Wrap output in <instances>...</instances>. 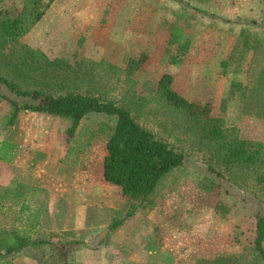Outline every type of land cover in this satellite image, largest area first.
<instances>
[{
    "label": "rangeland",
    "instance_id": "obj_1",
    "mask_svg": "<svg viewBox=\"0 0 264 264\" xmlns=\"http://www.w3.org/2000/svg\"><path fill=\"white\" fill-rule=\"evenodd\" d=\"M27 1L6 0L0 3V10L17 16ZM191 7L205 13L195 14ZM173 26L184 29L182 41H191L186 55L169 43ZM247 39L252 44L257 39L264 42V0H56L23 42L41 49L50 59L65 58L72 63L105 60L122 68L129 58L146 54L147 62L135 75L137 89L143 96L152 98L160 77L166 72L174 73L172 87L178 94L190 102L209 103L214 117H222L227 125L238 127L243 137L264 142V45L245 50ZM176 54L184 59L173 65L171 57ZM224 61H228L227 66ZM235 82L242 84L239 90L232 86ZM0 88L20 103L34 102L16 97L6 87ZM10 110V104L0 100V118L9 116ZM248 118L260 126L247 124ZM116 121L115 116L104 114H93L85 121L83 127L93 130L100 129L102 124L109 127L107 133L98 134L79 167L67 166L66 193L70 194L73 183L76 184V168L83 176L78 178V184L85 193L86 227L74 235H67V231L55 233L54 239L83 240L84 248L100 252L103 264H115L117 260L116 255L108 257L112 238L107 244L103 237L100 244L97 239L86 241L101 236L112 220L125 211L121 189L103 176L106 145ZM67 127L68 123L59 117L22 112L7 137L11 134L24 154L23 161L30 162L26 169L5 167V175L27 172L32 177V160L37 163L48 156L54 161L48 168H53L67 150ZM195 151L188 154L176 179L166 182L157 206L138 221L151 226L133 230L137 233L134 242L124 246L126 251L137 249L140 264H198L219 256L244 260L253 257L256 218L264 217V194L256 198L229 181L215 178L219 186L214 192L203 191L199 180L210 174ZM60 164L63 176L67 168ZM220 203L230 208L226 216L216 209ZM57 204L49 199L50 211ZM66 211L72 214L70 206ZM46 222L53 226V221ZM168 256L173 258L171 263L166 260ZM11 260L12 264H32L22 254ZM69 261L89 264L76 254Z\"/></svg>",
    "mask_w": 264,
    "mask_h": 264
},
{
    "label": "trees",
    "instance_id": "obj_2",
    "mask_svg": "<svg viewBox=\"0 0 264 264\" xmlns=\"http://www.w3.org/2000/svg\"><path fill=\"white\" fill-rule=\"evenodd\" d=\"M55 2L29 0L17 16L0 10V86L18 98L34 101L20 103L0 88V100L11 106L9 116L0 118L1 162L10 163L16 156L18 146L4 138L22 112L55 116L68 123L67 150L60 162L72 167H79L98 134L109 130L107 124L98 130L85 128V121L93 114L115 116L117 121L106 145L103 176L121 189L125 211L97 237V244L102 237L107 244L128 220H139L153 210L166 182L176 179L193 150L202 157L210 174L199 180L203 191L213 193L219 186L215 179H219L256 198L264 194V142L246 139L238 127L214 117L209 103L190 102L178 94L172 87L174 73L166 72L160 77L152 98L143 96L137 89L135 75L147 62L146 54L129 58L122 68L105 60L72 63L65 58L50 59L41 49L24 43L23 39ZM190 9L195 14L205 13L196 7ZM183 37L184 29L173 26L169 43L186 55L191 41H182ZM262 44L261 39L254 44L247 39L245 50L260 48ZM183 59L176 54L171 63L176 65ZM223 63L228 65V61ZM232 86L239 90L242 84L235 82ZM117 91L118 96L114 95ZM216 209L222 216L230 211L221 203ZM47 213L46 190L15 180L13 186L0 192V217L13 215L19 223L11 229L0 226V264H12L11 259L20 254L35 264H70V257L74 258L85 242H54L55 233L36 230ZM166 260L171 263L173 258L168 256ZM198 264H264V217L256 218L251 260L219 256Z\"/></svg>",
    "mask_w": 264,
    "mask_h": 264
},
{
    "label": "crops",
    "instance_id": "obj_3",
    "mask_svg": "<svg viewBox=\"0 0 264 264\" xmlns=\"http://www.w3.org/2000/svg\"><path fill=\"white\" fill-rule=\"evenodd\" d=\"M249 123H252L254 127H259V122H254L251 118H248L246 120ZM243 131L241 132V134ZM243 136V135H242ZM246 139H250L244 137ZM8 140L9 142L16 144L18 146L16 150V156L10 163L1 162L0 161V168L2 169L0 171V192L4 191L5 189L11 187L14 185L15 180L18 182L23 181L26 184L35 186L37 188L43 189L47 191L48 194V213L44 214L40 220V224L38 225V228L36 230L40 232H46V233H59V232H83L86 227V220H85V193L83 186H80L78 184V178H82L83 176L78 173L77 171H80L78 168H76V172L73 175H76L75 181L76 184L73 183L74 187L70 194L66 193L64 191V186L68 184V167H66V171L64 172V175H61V164H60V158L61 156L56 160L55 166L53 168H48L50 163H53L54 161L51 159L50 156L45 157L46 159L37 160V163H34L32 160V177H30L29 174L24 173L23 175H5V167H15V168H25L27 164L30 162L23 161L24 160V154L20 151V146L17 142H15L11 138V134L4 138ZM3 140V139H2ZM32 159H34V156L32 155ZM3 171V172H2ZM11 172V171H10ZM13 172V171H12ZM30 172V171H28ZM83 174L84 172L81 171ZM91 181V180H90ZM68 195V197H67ZM93 196H96L93 194ZM68 198V199H67ZM49 199L55 200L58 204L54 208V210L49 208ZM66 200L68 206H70V209H72V214L69 215L68 211H66V208L68 209V206L66 205ZM48 215V216H47ZM4 216V215H3ZM0 217V226H5L7 229H11L12 227H15L16 225H19L17 220H14L13 215L10 217ZM71 216V219H68V217ZM53 221V226L51 227L49 225V222H46V220ZM139 220H128L125 225H123L121 228H119L115 234L112 237L111 243L109 245V248L111 249V254H108V257L112 258L111 255H116V262L115 264H140L141 262L138 260V253L136 252L137 249H129L126 251L124 249V246L131 245L132 242L135 240V235L137 233H133V230H142L147 229L149 226V222L139 223ZM138 222V223H136ZM135 224V226L132 228V226ZM132 229V230H131ZM140 234V233H139ZM98 235H95L88 239L86 242L94 241L96 240ZM116 243V244H114ZM115 246H114V245ZM113 245V246H112ZM114 247V248H112ZM96 253V254H95ZM98 253V254H97ZM114 253V254H112ZM76 257L81 259L86 258L87 263L89 264H103L102 257L100 255V252H97L96 250L83 248L76 253ZM20 256V255H18ZM32 264H35L32 262Z\"/></svg>",
    "mask_w": 264,
    "mask_h": 264
}]
</instances>
